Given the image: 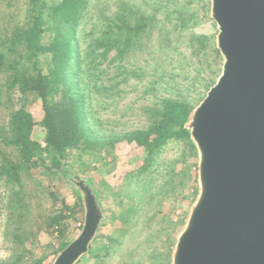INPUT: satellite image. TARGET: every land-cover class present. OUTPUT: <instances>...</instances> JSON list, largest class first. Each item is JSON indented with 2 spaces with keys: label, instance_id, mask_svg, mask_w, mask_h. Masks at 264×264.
<instances>
[{
  "label": "trees",
  "instance_id": "16d2710c",
  "mask_svg": "<svg viewBox=\"0 0 264 264\" xmlns=\"http://www.w3.org/2000/svg\"><path fill=\"white\" fill-rule=\"evenodd\" d=\"M130 1L25 0L21 21L15 13H0V113L8 112L15 92L20 94L21 100V106L9 113L7 126H0V186L4 192L0 202L7 213L4 237L11 236L17 247L12 258L0 264H22L25 244L35 232L36 225H30L26 214L30 194L24 190L21 173L35 186L42 184L45 178L46 185L41 188L47 191L49 184L60 180L61 174L67 181L72 177L65 174L64 168L74 160L75 152L83 163L93 156L95 147L102 146V141L110 144L123 139L146 153L145 163L126 178L122 196L118 192L109 193L112 196L111 207L101 208L105 213L110 212L108 221L118 220L121 226H125L139 211V204L135 205V202L147 192L144 184L148 179L144 175L156 162L161 148L176 138L183 139L193 148L189 133L184 129L191 108L178 100L163 99L158 108L156 104L152 110L156 117L144 129L105 139L95 133L97 124L93 119V103L99 100L98 93L112 90L117 84L106 87L104 81L98 82L105 74L104 69L98 66L107 60V55L113 52L108 59L111 64L128 59L135 49L142 50L159 13L165 14L174 28L185 29L187 25L194 24L193 13L188 7L190 0L185 3L182 0H152L147 5L149 10ZM0 2L11 5L17 0ZM212 51L219 57L215 47ZM115 77L112 76L111 80ZM34 96L41 103L39 121H35L25 105ZM37 133L43 135L41 141L36 137ZM36 170L40 179L32 178L31 171ZM96 192L94 194L101 206V199L107 200L103 186L99 185ZM77 199L78 202L71 206L62 202L57 212H44L38 230L57 228L60 239L63 238L61 225L64 220L77 212L83 213L81 199ZM68 243L69 240L61 241L58 252ZM113 243L115 241L111 239V247ZM103 250L108 252V246ZM100 251L93 255L95 264L103 263L104 255ZM29 264H43V261L37 259Z\"/></svg>",
  "mask_w": 264,
  "mask_h": 264
},
{
  "label": "rangeland",
  "instance_id": "374dc122",
  "mask_svg": "<svg viewBox=\"0 0 264 264\" xmlns=\"http://www.w3.org/2000/svg\"><path fill=\"white\" fill-rule=\"evenodd\" d=\"M130 2L149 10L147 5L153 1ZM181 2L185 3L186 0ZM188 3L193 13V25L189 24L185 29L174 28L166 15L159 13L158 21L142 50L135 49L128 59L126 57L120 62L109 64L108 59L113 55L112 52L98 66L105 71L100 76L99 83L104 81L106 87L115 82L117 84L112 90L105 89L98 93L99 100L93 103V119L97 124L94 129L97 136L104 139L121 137L128 132L146 128L156 117L152 114L154 106L157 104L158 108L163 99L183 101L192 111L216 82L221 71V58L212 51L217 31L209 17L210 0H190ZM25 6V0H17L11 5L0 2V13H15L21 21ZM112 76H116L114 80H111ZM13 99L8 112L0 113V126L6 127L9 113L21 106L18 92L14 93ZM25 105L35 121H39L42 116L39 99L36 96L29 98ZM36 137L40 141L43 139L41 133H37ZM92 155L90 159L80 163L82 161L75 152L74 160L66 164L64 171L72 177L86 179L95 192L102 185L107 200L101 199V207L106 209L107 205H112V196L109 193L118 192L122 196L126 178L133 171L141 169L146 153L119 138L110 144L102 141V146L95 147ZM156 158V162L150 165L144 175L148 179L144 184L147 192L135 202V205L139 204L136 216L129 219V225L121 226L118 220L108 221L111 214L103 211L105 220L88 255L81 258L78 264H95L93 255L99 249L100 254L104 255L102 264H171L170 255L176 237L185 224L197 194V154L194 146L190 148L186 141L176 138L169 140ZM38 173L37 170L31 171L32 178L40 179ZM21 178L25 192L30 194L26 204L28 221L33 227L36 225L33 236L25 244L26 253L22 264H29L37 259H41L43 264H51L59 253L60 242H70L79 234L83 213L77 212L72 218L64 220L61 225L64 237L61 239L57 228L38 230L37 226L41 224L44 212H57L62 202L70 206L78 202V193L63 174L60 175V180L49 184L47 191L41 188L43 184L46 185L45 178L38 186L33 185L24 173H21ZM35 182L39 183L36 180ZM2 197L4 192L0 186V198ZM123 200L128 202L126 197ZM6 221L7 213L0 202V263L10 260L17 248L11 236L4 237ZM109 238L115 241L112 247ZM105 246H108V252L103 250Z\"/></svg>",
  "mask_w": 264,
  "mask_h": 264
},
{
  "label": "water",
  "instance_id": "95a60500",
  "mask_svg": "<svg viewBox=\"0 0 264 264\" xmlns=\"http://www.w3.org/2000/svg\"><path fill=\"white\" fill-rule=\"evenodd\" d=\"M221 71L184 129L197 154L196 198L171 264H264V0H210ZM79 234L51 264H78L105 220L86 179Z\"/></svg>",
  "mask_w": 264,
  "mask_h": 264
}]
</instances>
